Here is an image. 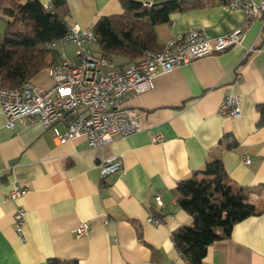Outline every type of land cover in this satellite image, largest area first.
I'll list each match as a JSON object with an SVG mask.
<instances>
[{"label": "crops", "instance_id": "crops-1", "mask_svg": "<svg viewBox=\"0 0 264 264\" xmlns=\"http://www.w3.org/2000/svg\"><path fill=\"white\" fill-rule=\"evenodd\" d=\"M39 1L47 6L52 0ZM67 1L69 26L82 29L124 12L119 0ZM136 1L155 5L168 0ZM244 19V12L230 9L226 0L173 14L170 22L156 27L155 52L196 27L209 38L228 35ZM5 26L0 17V32ZM113 64L117 71L130 66L119 58ZM31 82L45 89L53 86L47 69ZM229 96L240 97L242 118L219 114ZM260 105H264L261 18L241 45L158 77L147 94H127L123 106L140 113V132L117 137L103 149L91 148L85 139L60 144L38 122L8 130L0 105V264H48L50 259L77 264H188L172 240L175 230L192 223L179 205L181 181L208 162L221 160L233 185L256 189L250 202L264 207ZM158 136L162 141L154 143ZM233 142L235 147L228 149ZM109 157L121 160L122 171L102 178L99 164ZM15 186L27 190L16 202L9 200ZM159 194L162 207L156 205ZM18 206L27 209L25 241L14 226ZM150 216L163 223H148ZM83 223L89 225V234L78 237L76 229ZM203 264H264V213L236 224L228 240L208 248Z\"/></svg>", "mask_w": 264, "mask_h": 264}, {"label": "built area", "instance_id": "built-area-1", "mask_svg": "<svg viewBox=\"0 0 264 264\" xmlns=\"http://www.w3.org/2000/svg\"><path fill=\"white\" fill-rule=\"evenodd\" d=\"M150 6V4H145ZM228 7L241 10L245 19L240 27L228 35L209 38L203 28L196 27L165 43L161 52L148 51L142 60L123 70H115L113 62L93 54L86 46L96 45L97 37L91 28L79 25L69 27V33L51 47L65 44L78 47L75 60H69L63 53L60 62L48 68L53 81L50 89L26 83L22 89L0 88V105L5 117V128L13 130L17 125L28 126L40 123L51 130L60 144L79 139L87 140L91 148L110 145L117 137H128L140 132V113L134 108L123 106V99L129 93L147 94L155 87L156 79L196 60L218 55L242 44L246 33L259 18L264 20V1L229 0ZM46 8L50 9L51 5ZM253 51V49H250ZM224 117L240 119L243 116L239 96H229L219 109ZM64 125V130L59 125ZM158 136L153 142H161ZM246 164L251 160L246 158ZM102 178L122 171L118 157L104 158L99 164ZM27 190L15 186L9 200L24 198ZM156 205L163 206L162 196L156 197ZM27 209L18 206L14 216V226L25 241ZM148 223L160 225L162 218L150 216ZM87 223L76 229L78 237L89 234Z\"/></svg>", "mask_w": 264, "mask_h": 264}, {"label": "trees", "instance_id": "trees-1", "mask_svg": "<svg viewBox=\"0 0 264 264\" xmlns=\"http://www.w3.org/2000/svg\"><path fill=\"white\" fill-rule=\"evenodd\" d=\"M124 12L104 16L93 25L98 54L127 65L139 63L157 47L156 27L170 22L171 15L202 8L216 0H168L146 6L136 0H119ZM224 1V0H223ZM229 0H226L228 4ZM48 9L39 0H0L5 32L0 34V88L19 90L42 71L60 62L59 48L51 45L69 33L67 0H52ZM259 127H264V105L258 106ZM235 143L228 149L234 148ZM257 190L233 185L221 160L181 181L177 192L180 207L192 218L190 225L175 230L172 240L188 264H203L208 248L228 240L236 224L264 213L250 202ZM48 264H77L50 259Z\"/></svg>", "mask_w": 264, "mask_h": 264}, {"label": "rangeland", "instance_id": "rangeland-1", "mask_svg": "<svg viewBox=\"0 0 264 264\" xmlns=\"http://www.w3.org/2000/svg\"><path fill=\"white\" fill-rule=\"evenodd\" d=\"M6 28V27H5ZM5 28H3V30L0 32V34H3L5 32ZM86 48L88 50H91V51H94L97 50L98 48L95 46L93 47H90V45L86 46ZM93 48V49H92ZM78 48L77 46H75L74 44H66L65 46L63 47H60L59 48V51L62 53H65L67 58L71 61L75 60L76 58V52H77ZM98 51V50H97Z\"/></svg>", "mask_w": 264, "mask_h": 264}]
</instances>
